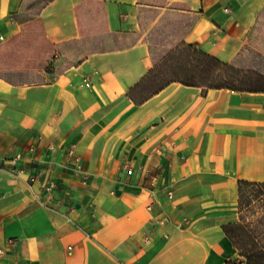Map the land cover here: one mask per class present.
I'll list each match as a JSON object with an SVG mask.
<instances>
[{
    "label": "crops",
    "instance_id": "crops-1",
    "mask_svg": "<svg viewBox=\"0 0 264 264\" xmlns=\"http://www.w3.org/2000/svg\"><path fill=\"white\" fill-rule=\"evenodd\" d=\"M263 9L0 0V44L39 18L55 48L49 69L0 67V264L238 258L223 226L239 221L238 182L264 181V91L171 81L141 103L129 94L181 44L250 69Z\"/></svg>",
    "mask_w": 264,
    "mask_h": 264
},
{
    "label": "trees",
    "instance_id": "trees-1",
    "mask_svg": "<svg viewBox=\"0 0 264 264\" xmlns=\"http://www.w3.org/2000/svg\"><path fill=\"white\" fill-rule=\"evenodd\" d=\"M263 14L264 9L261 15H259L260 18L252 31L255 30ZM35 19L39 23L43 41L46 44V54L42 51L40 54L43 59L44 55H46L45 58L50 59L52 64V60L55 57L54 44L43 35L41 20L39 18ZM29 22L23 26L19 33L10 36L5 43L0 44V67H36L34 65L24 64L25 61L32 59L30 54L25 53V45H27L29 39L25 36L24 29ZM51 64L44 68H51ZM160 64L164 65L165 69L159 73L157 72L155 75L156 69ZM249 68L250 69L247 70H238L228 63L218 61L215 57L206 52L199 51L191 44H181V46L179 45L171 49L161 62L154 65L151 72L139 82V85L133 91H131L129 97L134 103H141L164 88V86L171 83V81H178L187 86L194 85L211 88L226 87L237 91L244 90L251 92L264 91V61L256 68ZM223 70H230L231 74L224 73L222 72ZM179 72H182V75H180ZM168 76L170 79L163 80ZM161 80H163L162 83L157 84ZM229 81H232V83ZM233 81L237 84L233 83ZM263 187L264 181H239V221L227 223L223 226V231L233 242L238 257L246 258L245 264H264V247L260 245L259 240L252 235L245 222H243V211L249 207L250 203L247 192H249V190L257 191L259 192L258 196H263ZM240 263L239 258L228 261V264Z\"/></svg>",
    "mask_w": 264,
    "mask_h": 264
},
{
    "label": "rangeland",
    "instance_id": "rangeland-1",
    "mask_svg": "<svg viewBox=\"0 0 264 264\" xmlns=\"http://www.w3.org/2000/svg\"><path fill=\"white\" fill-rule=\"evenodd\" d=\"M25 36L29 39L27 45H25V53L30 54L32 57L31 60L24 62L25 65H34L36 67H48L51 64V60L41 56V51L46 54V44L43 41L39 23L36 19L29 22V24L24 29ZM246 48L248 52L253 54V62L248 64L251 68H256L258 65L262 64L264 61V19L260 20L256 25V28L251 33ZM181 46V45H180ZM182 48V47H181ZM184 49V48H183ZM263 60V61H262ZM164 65H159L156 69L157 72L163 71ZM222 72L231 74L230 70H223ZM182 75V72H179ZM170 79L169 76L163 80ZM159 81L157 84H161L162 81ZM232 83V81H229ZM233 83L237 84L233 81ZM263 196H258L259 192L251 191L247 192L248 200H250L249 207L243 211V217L247 228L251 231L252 235L255 236L260 245L264 247V187H263ZM240 264H245L246 258L238 257Z\"/></svg>",
    "mask_w": 264,
    "mask_h": 264
},
{
    "label": "built area",
    "instance_id": "built-area-1",
    "mask_svg": "<svg viewBox=\"0 0 264 264\" xmlns=\"http://www.w3.org/2000/svg\"><path fill=\"white\" fill-rule=\"evenodd\" d=\"M1 40H4V38L1 36L0 37ZM79 87H89L91 86V77L89 75H85L82 79L81 82L78 84ZM34 147L30 146L28 148L29 151H33ZM23 156V154L21 152H18L17 154H15V157L12 159L14 162H16L17 160L21 159ZM19 172L21 170H18Z\"/></svg>",
    "mask_w": 264,
    "mask_h": 264
}]
</instances>
